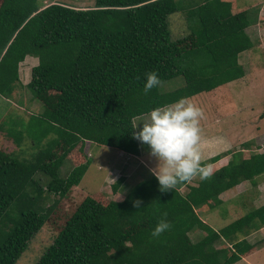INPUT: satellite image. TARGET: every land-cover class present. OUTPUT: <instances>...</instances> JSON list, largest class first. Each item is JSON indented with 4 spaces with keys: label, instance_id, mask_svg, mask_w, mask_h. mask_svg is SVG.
Returning a JSON list of instances; mask_svg holds the SVG:
<instances>
[{
    "label": "trees",
    "instance_id": "1",
    "mask_svg": "<svg viewBox=\"0 0 264 264\" xmlns=\"http://www.w3.org/2000/svg\"><path fill=\"white\" fill-rule=\"evenodd\" d=\"M43 1L0 2V95H11L19 81V62L32 55L38 63L26 88L42 105L28 117L9 112L2 118L0 143L14 139L21 152L0 145V218L13 201L27 203L37 171L53 175L48 188L67 196L90 165L88 141L139 155L132 130L136 117L241 77L240 53L254 45L246 30L252 7L241 0H95L85 9ZM177 11L185 13L191 31L180 39L167 27L169 15ZM151 71L162 83L174 77L183 83L171 89L161 84L145 94ZM50 133L56 137L42 148ZM35 143L42 145L32 158L19 156ZM228 152L204 162L211 164ZM64 158L75 165L71 179L57 175ZM144 171L123 200L103 204L88 197L80 203L35 264H232L264 243L247 238L264 226V205L219 228L196 208L210 204L217 209L223 191L264 175V149L248 156L232 151L210 179L167 192L159 190L150 170ZM124 181L120 177L113 191ZM184 186L190 188L186 193ZM136 200L142 201L140 208L134 207ZM164 213L172 227L153 237ZM42 223L36 210L27 207L10 231H0V264H16ZM196 228L206 234L194 241L189 232ZM221 239L230 246L217 247Z\"/></svg>",
    "mask_w": 264,
    "mask_h": 264
},
{
    "label": "rangeland",
    "instance_id": "2",
    "mask_svg": "<svg viewBox=\"0 0 264 264\" xmlns=\"http://www.w3.org/2000/svg\"><path fill=\"white\" fill-rule=\"evenodd\" d=\"M1 1L2 0H0V2ZM246 1H250L255 5L262 2L264 5V0ZM52 2H59L82 9L93 7L95 5V0H44L43 4L48 5ZM261 24L264 26V19L261 21ZM167 27L169 28L170 34L174 39H180L185 35L190 34L188 32L190 30L188 28L187 16L181 11H177L169 15L167 19ZM189 39L190 42H193L191 35L189 36ZM251 52L253 58L252 67L254 70L252 71V74L249 75V81L251 83L254 81V85L249 90H244L243 88L238 87V91L244 96L245 99H249L251 102L256 103V107L253 108L255 109V112H257L258 110H264V42H261L260 45L257 41L256 45L252 47ZM241 56L243 57V54H241ZM33 63L35 64L36 62L29 58L20 61L18 66L19 81L14 87L11 95L6 97L0 95V125L4 115H9V112L28 117V113L39 111L41 109L42 105L40 104V101L36 100L35 98L33 99V97H31L32 95H30L26 88V84L30 79L31 67L34 65ZM168 81L169 82L162 83L163 89H171L177 85H180L181 82L183 83L182 79L181 81L179 78L176 80L175 77ZM226 93L227 92H223L221 95H218V97H215L214 103L216 106L207 105V107L204 106V102L199 99L209 96V92L205 91L188 97L192 103L204 110L205 119L201 121L202 136L204 140L211 137L214 139L213 136L215 133L218 134L217 140L219 141L227 137V134L230 135L233 137L231 140H233L234 145L230 148V152H228L227 155L232 154V151L236 152L239 150H242V155L244 156H248L252 152L255 153L263 151L262 148H264V145H262V143H264V136H262V134L257 133L256 135H249L250 138L248 135L243 134L238 139L237 133L234 135V132L237 131L236 129H234L235 131L233 130V121L229 119V112L232 111L227 112V110L229 101H231L233 104L236 102V100L233 95L230 99H228ZM37 105H39L38 109L36 107ZM230 108L232 109V106ZM239 115L242 116V113ZM148 116L149 114L140 118L139 120H136V124H142V121H144L143 119ZM141 124L139 125V128L136 129V131L142 129ZM7 126L8 125H5V127ZM52 137H56V134L50 133L43 141L44 145L42 148L48 146L49 143L47 142ZM0 139H2L1 135ZM244 139H251L252 141H250L249 144H243L241 142H243ZM24 140L28 141V138H24ZM15 144L16 142L14 139H5L3 143H0L2 147H7V149L12 148L21 152L18 147L13 146ZM41 145L42 143L27 145V154H18L21 157L24 155L25 157L29 158L36 152L37 149H39V147H41ZM141 147L144 154L138 158L136 155H130L125 152L120 154L119 150L114 147L102 145L96 142L91 143L88 141L85 145V156L86 160H90V165L84 170V175L79 184L73 186L71 192L65 197L59 193L50 191L48 188L49 182L55 179L53 175H49L44 171H37L34 175L36 184L32 186L26 195L27 203L16 205V202L13 201V203L8 206L3 216L0 218V231L2 232L10 231L11 227L13 226V220L19 219V217H21L22 211L27 207L35 209L40 216V219L42 218L43 220L41 229L29 240L26 249L23 251L16 264H35L44 255L46 249L53 243L58 234H60L63 226L65 225L66 219L73 214L78 205L86 198H95L103 204H108L112 200H123L133 184L139 181L144 173H147L144 171V169L149 170L150 165L157 164L155 158L150 156V148L142 143ZM143 160L145 161V164H142ZM211 168L212 171L216 170L213 166ZM74 170L75 165L73 162L69 158H64V163L57 171V175L59 179H71L73 177ZM120 177H125V181L123 182L120 190L118 192H114L112 185L116 183ZM199 180L200 179L197 178L191 182V184L196 185L198 184ZM249 180V186L246 189L243 186L245 193L241 194L240 196L234 195V199L231 201L232 204L235 203V205L239 206V208L233 207V205L230 204V201L229 203L227 202L223 203V205H219L217 209H211L210 204H204L202 206H196L198 213L206 222L214 225L216 228H219L243 212H247V208L243 210L242 207H240L241 199L244 203L249 201L250 196L253 197L256 195L254 192L256 191L257 185H253L252 183H254V181L262 182L261 177H256L255 180L254 178H249ZM181 190L186 193L190 190V188L184 186ZM230 196L231 195L229 194L227 195V197ZM212 201V203H215L214 200ZM246 207L251 209L250 202L246 203ZM223 213H226V215H223ZM259 231L260 230H256L257 235H261V232ZM189 234L192 240L196 241L206 234V231L202 228H196L190 231ZM257 238L258 236L255 237V239ZM251 243H255L253 242V239L251 240ZM227 245L230 246V244L225 239L218 240L216 243L217 247ZM262 255L263 252L259 253L257 255L258 259L261 258Z\"/></svg>",
    "mask_w": 264,
    "mask_h": 264
},
{
    "label": "clouds",
    "instance_id": "3",
    "mask_svg": "<svg viewBox=\"0 0 264 264\" xmlns=\"http://www.w3.org/2000/svg\"><path fill=\"white\" fill-rule=\"evenodd\" d=\"M162 84L155 71L146 73L144 93ZM205 119L204 110L192 103L187 97L153 109L148 119L139 125L133 121V138L150 148V156L157 161L156 167L150 169L159 181L160 191L177 189L178 185L191 183L199 178L201 181L212 177L211 165L203 159V142L201 121ZM141 200L134 201V207L140 208ZM172 227L167 220V213L158 221L152 232L159 237Z\"/></svg>",
    "mask_w": 264,
    "mask_h": 264
},
{
    "label": "crops",
    "instance_id": "4",
    "mask_svg": "<svg viewBox=\"0 0 264 264\" xmlns=\"http://www.w3.org/2000/svg\"><path fill=\"white\" fill-rule=\"evenodd\" d=\"M241 2H242L241 4L246 6V7L247 6L252 7L251 8L252 15H253L252 22L250 23L249 26H247L246 30H247L248 34L250 35L252 41L254 42L253 47L256 45L257 41H258V44L261 45V42H264V26L261 24V21L264 19V5L262 4V2L259 4H256V5L254 3H251L250 1H246V0H241ZM251 50H252V48H248V49L243 50L240 53L239 61L244 66V74L241 77L227 81L223 84L216 86L213 89H210L209 91H206V92H209V96H207L206 98L199 99V100H202L204 102L203 103L204 106L207 107V105L208 106H216V104L214 103V99H215V97H218V95H221L223 92L224 93L227 92L226 95H227L228 99H230L232 97V95L234 96L236 102L232 104L231 101H229L227 112L232 111V112H229L230 113L229 119H231L233 121L232 128H233V130L236 129V131H237V132H234V135H235V133H237V139L240 136H242L243 134L248 135L249 138H250L249 135H256L257 133H260V134H262V136H264V117H260V115L264 112V110L263 111L258 110L257 112H255V109L253 107H256V103L251 102L249 99H245L244 96L238 91V87H241L244 90H246V89L249 90L254 85V81L252 83L249 81V75L252 74V71L254 70V68L252 67V59L253 58H252ZM241 54H243V57L241 56ZM28 58L31 60H34V62H36L35 64L33 63L34 65H36L38 63V57L28 55L24 59H28ZM23 60H21V61H23ZM34 65H32V67ZM224 88L227 90H225ZM207 103H209V104H207ZM231 106H232V109L230 108ZM241 113H242V116L239 115ZM148 114L137 117L135 119V123H136V120H139L140 118H142ZM147 119H148V117L144 118L143 120L146 121ZM144 121H142V122H144ZM141 125L143 127V124H141ZM230 130H231V127H230ZM217 136H218V134L215 133L213 136L214 139H212V137H211V138L204 140V142H203V159L204 160L208 159L209 157H211L217 153L230 150V148L234 145L233 140H231V138L233 139V137H231L230 135L227 134V137H225L224 139H221V141L217 140ZM257 136H259V135H257ZM248 139H244V141L241 143L249 144V142L252 140L251 139L248 140ZM139 143H140V141H139ZM262 145H264V143H262ZM140 148H141L140 154L136 155L138 158H140L144 154L142 147H141V143H140ZM243 149H245V148H243ZM247 149H249V148H247ZM259 149H261V148H259ZM263 149L264 148H262V150ZM119 153L123 154L124 151L119 150ZM130 155H134V154H130ZM231 157H232V154H228V155L226 154L222 158H220L219 160H217V161H215L209 165H211V167L212 166L215 167V169H218L220 166L227 163ZM142 162H143L142 164H145L144 160ZM156 165L157 164L150 165L149 168L151 169V167L152 168L156 167ZM258 177H261L262 182L254 181V183H252L253 185L254 184L257 185L256 191L254 192V193H256V195L253 197L250 196L249 201L246 202V203L250 202L251 208H258V207L264 205V175H261ZM248 182H250V180L245 179V180L239 182L238 184H236L234 187H231L230 189L223 191L221 193L223 195L220 194L221 198L223 199L222 204L227 203V202L229 203V201L231 202L234 199V195L240 196L241 194L245 193L243 186L246 189L249 186ZM246 193H249V192H246ZM228 194L231 196L227 197ZM246 203H244L243 200L241 199L240 207H242L243 210H245V208L249 209L248 207H246ZM230 204H232V202ZM232 205H233V207L239 208V206H236L235 203ZM259 230H260L259 232H261V235H257L256 231L249 234V236L247 235L248 240L250 242L252 239H253V242H263L264 241V226L261 227ZM256 236H258L257 239H255ZM261 252H263V255L261 258L258 259L257 255ZM242 262H244V263H242ZM232 264H264V243H263V246L261 245L260 247H257V250L253 251L252 253H250L248 255L247 254L243 255L241 259H239L238 261H236L235 263H232Z\"/></svg>",
    "mask_w": 264,
    "mask_h": 264
}]
</instances>
